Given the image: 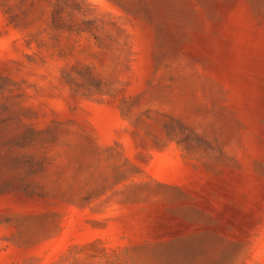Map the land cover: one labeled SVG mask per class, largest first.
I'll return each instance as SVG.
<instances>
[{
  "label": "rangeland",
  "instance_id": "374dc122",
  "mask_svg": "<svg viewBox=\"0 0 264 264\" xmlns=\"http://www.w3.org/2000/svg\"><path fill=\"white\" fill-rule=\"evenodd\" d=\"M0 264H264V0H0Z\"/></svg>",
  "mask_w": 264,
  "mask_h": 264
}]
</instances>
